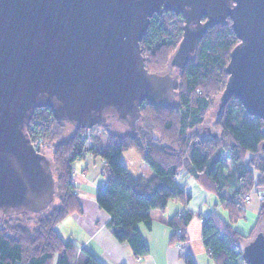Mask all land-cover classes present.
Returning a JSON list of instances; mask_svg holds the SVG:
<instances>
[{
  "label": "trees",
  "instance_id": "obj_1",
  "mask_svg": "<svg viewBox=\"0 0 264 264\" xmlns=\"http://www.w3.org/2000/svg\"><path fill=\"white\" fill-rule=\"evenodd\" d=\"M149 22L140 41L141 54L149 73L163 74L182 39L184 20L164 11ZM238 43L229 19L207 29L178 73L171 104H143L133 134L116 131L107 123L76 130L56 121L49 108L35 109L26 133L36 151L50 159L54 200L42 213L32 214L37 220L33 228L10 217L0 218V264H102L87 250L62 240L56 230L64 218L82 210L75 193L73 163L87 155L100 156L103 161L107 186L97 189L95 202L107 213L113 238L128 244L135 257L148 252L138 225L150 227L149 212L164 211L171 199L188 205L191 194L183 190L181 180L191 177L204 191L216 195L228 215V221L215 212L199 216L206 256L211 264H243L242 243L256 235L257 227L264 229V204L249 234L240 233L232 224L245 217V195L264 192V120L250 116L231 98L214 122L216 134H202L204 115L226 86L225 69ZM68 125L72 126L69 133ZM97 131L104 132V152L94 138L100 133ZM130 149L139 153L151 176L134 178L127 171L121 155ZM224 192L231 195L226 197ZM194 217L192 212H183L169 219L167 225L173 230L170 244L187 241V228ZM79 253L84 255L83 261L78 259ZM182 257L185 264H195L190 255Z\"/></svg>",
  "mask_w": 264,
  "mask_h": 264
},
{
  "label": "water",
  "instance_id": "obj_2",
  "mask_svg": "<svg viewBox=\"0 0 264 264\" xmlns=\"http://www.w3.org/2000/svg\"><path fill=\"white\" fill-rule=\"evenodd\" d=\"M164 11L184 20L174 76L149 73L140 49ZM228 19L239 43L216 115L233 98L264 120V0H0V218L40 214L54 200L50 159L26 133L35 109L76 130L112 116L136 133L140 107L170 105L199 40ZM241 254L243 264H264V232Z\"/></svg>",
  "mask_w": 264,
  "mask_h": 264
},
{
  "label": "crops",
  "instance_id": "obj_3",
  "mask_svg": "<svg viewBox=\"0 0 264 264\" xmlns=\"http://www.w3.org/2000/svg\"><path fill=\"white\" fill-rule=\"evenodd\" d=\"M74 163L75 170L73 178L77 190L76 197H78L82 210L79 213H73L67 216L57 226L56 230L62 240L75 244L78 250L82 248L87 250L102 264H185L184 258L182 257L184 254L190 255L194 259L195 264H211L206 256L205 247L202 245V224L199 216H207L215 212L222 219L228 221L227 212L220 205L214 193L204 191L191 177L181 180L183 190L191 194L189 204L185 206L180 201L171 199L164 211L151 210L149 212L151 220L150 227L147 228L143 224L138 225L140 235L143 238L148 252L145 256L138 258L134 256L128 244L115 240L111 230L107 227L109 217L95 202L94 195L100 186V183L97 181L98 177L95 175L96 171L92 172V178H89V168H84L82 163L78 161ZM130 174L134 178L140 175L145 178L151 176L150 172L135 175ZM84 183L88 187L87 191L81 190ZM224 194L226 197L231 195L228 192H224ZM86 204H89V207L91 206L93 209L90 207L91 210L89 213ZM258 207V201L255 200L251 204L246 205V211L257 215ZM220 209L225 211L226 215H222L219 212ZM183 212H192L195 214V217L191 220L187 228L188 239L181 245L170 244L173 230L167 225V222L170 218L179 217ZM232 226L239 232H243V226L240 223L234 222ZM256 232L264 231L257 230ZM246 242L242 243L241 249L246 245ZM78 259L83 261L85 257L80 253Z\"/></svg>",
  "mask_w": 264,
  "mask_h": 264
},
{
  "label": "rangeland",
  "instance_id": "obj_4",
  "mask_svg": "<svg viewBox=\"0 0 264 264\" xmlns=\"http://www.w3.org/2000/svg\"><path fill=\"white\" fill-rule=\"evenodd\" d=\"M217 101H218V98H216L214 100V102L212 104L213 106L204 115L205 116V121H204L203 128H205L204 129L205 132H202V134L204 136H209V134H216V130L214 129L213 125H214V122L217 119V115H216V111H217V105L216 104H217ZM107 120H108L106 122L107 125L108 124H110V125L112 124L114 130L120 131V132L124 131V132H127V133L129 132L128 128H127V125H125L123 123L122 124L119 123L117 120L114 119V117L111 116ZM66 129H67V133H69V132L72 131V126L68 125ZM98 132H100V133H98ZM97 133L98 134H96L94 136V138L99 143L101 142L100 152H102V151L104 152L105 151V147H106L105 135L103 134L104 132L103 131H97ZM89 140L92 141L93 139L89 138ZM91 144H92L91 142L88 143V147H90ZM121 159H122L121 162L123 164H125V166L127 167L128 171L130 173H132L133 175L149 172L148 167L144 164V162H142L141 156L135 150L130 149V150L123 151V154L121 155ZM84 160H81V161H78V162L82 163L84 168L85 167L89 168V170H88L89 171V173H88L89 178H92V174L91 173L96 171L95 175H97V177H98L97 181H98V183H100L99 187H101L102 183L106 181L105 175L104 176L102 175L103 174L102 173L103 161H102V164H101V160H102L101 157L99 156V157H94L93 158L92 156L87 155ZM81 190H84V191L88 190V187L85 186V183L82 185ZM75 193L77 195V190L75 191ZM263 193H264L263 191H255L254 193H251L250 195H252V197L250 198V201H248L247 204H251L253 201L257 200L258 204H259V207H258V210H259L260 206L262 204H264V201L259 200L258 199V195H260V194L263 195ZM212 197L214 198V196H212ZM86 207H87V210H88V213H89L90 210L92 209V207L90 206L91 207V209H90L89 204H86ZM219 212H221L222 215L223 214L226 215V212L222 211L221 209L219 210ZM258 212H257V214H258ZM256 217H257L256 214L253 215V214H251V212L246 211L245 217L236 221V222L240 223L241 226H243V232L242 231H240V232L244 233V234L245 233L246 234L249 233L250 229H252L255 226V224H256ZM10 219L13 220V221H18V223L25 224V226L27 228H29V229L35 227L36 224H37L36 217H34L32 214H29V215L27 214L25 216H23L21 214H18L16 216L10 217ZM257 230H264V229H263L262 226H259V227H257L256 231ZM79 254H78V257H79Z\"/></svg>",
  "mask_w": 264,
  "mask_h": 264
},
{
  "label": "built area",
  "instance_id": "obj_5",
  "mask_svg": "<svg viewBox=\"0 0 264 264\" xmlns=\"http://www.w3.org/2000/svg\"><path fill=\"white\" fill-rule=\"evenodd\" d=\"M101 174H102V173H101ZM102 175L104 176V174H102ZM105 182H106V181H105ZM105 182L102 183L101 187H105V186H107ZM251 197H252V195H250V194L245 195V197H244L245 202L248 203V201H250V198H251ZM258 199L264 201V193H263V195H261V194L258 195Z\"/></svg>",
  "mask_w": 264,
  "mask_h": 264
},
{
  "label": "flooded vegetation",
  "instance_id": "obj_6",
  "mask_svg": "<svg viewBox=\"0 0 264 264\" xmlns=\"http://www.w3.org/2000/svg\"><path fill=\"white\" fill-rule=\"evenodd\" d=\"M167 72H169L170 75L174 76L178 72V69L173 67L172 69H168Z\"/></svg>",
  "mask_w": 264,
  "mask_h": 264
}]
</instances>
